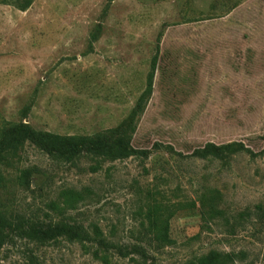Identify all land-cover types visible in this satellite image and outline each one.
Instances as JSON below:
<instances>
[{"label":"rangeland","instance_id":"374dc122","mask_svg":"<svg viewBox=\"0 0 264 264\" xmlns=\"http://www.w3.org/2000/svg\"><path fill=\"white\" fill-rule=\"evenodd\" d=\"M0 0V128L93 135L125 124L160 46L153 91L132 145L149 157L74 162L26 142L0 167V209L82 223L127 249L104 262L96 242L14 237L0 264H186L213 250L264 264V154L185 158L207 142L264 149V0ZM92 166H98L94 171ZM31 172L25 185L18 177ZM83 198L65 202V191ZM215 195L217 211L201 198ZM153 231L143 227L148 207Z\"/></svg>","mask_w":264,"mask_h":264},{"label":"trees","instance_id":"16d2710c","mask_svg":"<svg viewBox=\"0 0 264 264\" xmlns=\"http://www.w3.org/2000/svg\"><path fill=\"white\" fill-rule=\"evenodd\" d=\"M31 4V0H25L20 3L19 8L26 9ZM160 55V46L157 45V50L151 58L150 71L147 75L146 87L139 96L136 105L132 109L125 124L119 128L107 129L105 132L93 135H68L46 132L37 130L28 123L19 122L9 124L0 128V167L10 163L18 156L19 151L28 141L40 147L45 153L52 158L74 162L79 159L84 153L92 156H97L105 160H117L127 158L129 156H139L142 158L149 157L151 149L136 148L132 145V136L136 131L137 120L139 115L145 110L146 104L152 94L154 77L157 70V65ZM164 147L167 150H172L178 155L185 158H199L211 160L227 161V158L233 154L247 153L252 158H256L264 154V149L255 151L248 147L242 141H233L222 144L215 142H207L204 146L195 149L190 154H183L174 150L170 144L163 142H155L153 149ZM97 170L98 166H92ZM1 173V172H0ZM31 178V172L28 169H23L19 174V184L25 185ZM65 202L73 204L83 195L74 189L65 191ZM214 196H204L201 198V204L209 211H217ZM148 225L143 227L148 231H153V211L152 207H148L146 212ZM29 239L39 243H47L67 238L71 241L80 242H96L102 254L101 259L104 262L109 261L107 252L110 248H116L119 254L127 257L130 254L136 253L139 256H145L149 250L148 245H152V238L139 239L127 249H123L115 243L113 239L105 236L99 225L95 224L93 231H90L87 226L82 223H72L68 221L59 222H41L28 219L22 216H14L7 211L0 209V246L14 237ZM238 254L236 252H224L213 250L208 254H203L198 257L189 259L186 264H232L235 262ZM32 264H43L38 260H32Z\"/></svg>","mask_w":264,"mask_h":264}]
</instances>
